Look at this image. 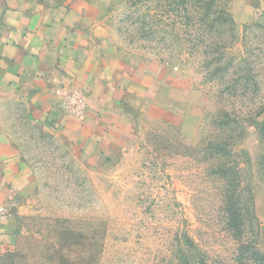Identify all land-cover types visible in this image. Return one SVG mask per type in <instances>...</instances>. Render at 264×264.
Instances as JSON below:
<instances>
[{
    "label": "rangeland",
    "instance_id": "rangeland-1",
    "mask_svg": "<svg viewBox=\"0 0 264 264\" xmlns=\"http://www.w3.org/2000/svg\"><path fill=\"white\" fill-rule=\"evenodd\" d=\"M23 1L84 14L151 93L129 133L89 164L0 102V127L35 174L16 210L13 263L260 264L264 0Z\"/></svg>",
    "mask_w": 264,
    "mask_h": 264
},
{
    "label": "crops",
    "instance_id": "crops-1",
    "mask_svg": "<svg viewBox=\"0 0 264 264\" xmlns=\"http://www.w3.org/2000/svg\"><path fill=\"white\" fill-rule=\"evenodd\" d=\"M146 76L120 56L115 42L90 32L73 8L0 0V102L21 107L31 125L60 137L83 162L109 153L129 133L133 108L151 93ZM74 95L85 103L83 114ZM0 115L7 114L0 109ZM34 177L30 161L0 127V202L14 210L0 220V264H14L16 210L22 211L19 200Z\"/></svg>",
    "mask_w": 264,
    "mask_h": 264
},
{
    "label": "trees",
    "instance_id": "trees-1",
    "mask_svg": "<svg viewBox=\"0 0 264 264\" xmlns=\"http://www.w3.org/2000/svg\"><path fill=\"white\" fill-rule=\"evenodd\" d=\"M213 149H215L217 152L226 155L227 153V149L225 150V146L222 145L221 143H216L215 146H213ZM219 169L221 170V174L223 173V175H225V177L229 178L231 183H235L237 182V178L235 176H233V173L231 172L233 169L227 164V162L225 161H220V163L218 164ZM232 173V176H231ZM235 197H232V201H234ZM231 203V200H230ZM238 200H236V202L234 203L235 205H237V209L232 213V220L233 221H237L240 219V217L242 216V213L240 211H242V208L240 207V203ZM252 254H254V259L256 261H258L260 264H264V252H260L257 249H254Z\"/></svg>",
    "mask_w": 264,
    "mask_h": 264
},
{
    "label": "built area",
    "instance_id": "built-area-1",
    "mask_svg": "<svg viewBox=\"0 0 264 264\" xmlns=\"http://www.w3.org/2000/svg\"><path fill=\"white\" fill-rule=\"evenodd\" d=\"M78 99L79 98L76 95L71 97V100L75 104L74 107H77V109L79 108L78 113L83 114V111H84L83 109L85 108L84 107L85 103H83L82 99H79V102H81V104H79ZM76 100H77V103H75ZM11 213H12V210L8 206H6L0 202V220L7 219V218L11 217Z\"/></svg>",
    "mask_w": 264,
    "mask_h": 264
}]
</instances>
